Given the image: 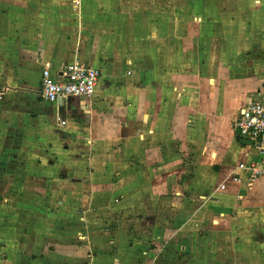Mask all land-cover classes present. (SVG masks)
Wrapping results in <instances>:
<instances>
[{"label": "crops", "instance_id": "crops-1", "mask_svg": "<svg viewBox=\"0 0 264 264\" xmlns=\"http://www.w3.org/2000/svg\"><path fill=\"white\" fill-rule=\"evenodd\" d=\"M154 9L144 0H0V125L9 132L0 138L11 149L0 151V195L11 192L0 212L12 217L0 264H243L264 250V178L248 185L238 170L246 157L232 123L221 136L222 106L200 100L197 111L185 99L187 78L217 76L205 50L217 37L209 41L201 21L169 20L168 5L167 18L152 20ZM75 61L101 70L94 95L43 100V70L57 77ZM188 108L195 125L212 119L207 155L231 156L202 175L217 199L177 174L190 140L205 157ZM41 234L52 243H15Z\"/></svg>", "mask_w": 264, "mask_h": 264}, {"label": "rangeland", "instance_id": "rangeland-1", "mask_svg": "<svg viewBox=\"0 0 264 264\" xmlns=\"http://www.w3.org/2000/svg\"><path fill=\"white\" fill-rule=\"evenodd\" d=\"M145 1H147L148 5L157 7V9H154L157 13L151 15L153 18L152 20L159 21L161 18L167 17H169V20L172 19L173 21H177L181 19V22L187 23L198 20L202 22V25H207L204 34L209 41H213L214 38L217 37L214 49L210 44L205 45V50L209 53L211 51L210 55H215L216 63L213 61L215 58H212L210 67H212V70L218 69L217 76L206 69L205 72L202 71L201 75L197 78H187L190 89L186 86L185 99L191 101V106H197V111L199 110L198 105L200 100L203 109L205 108V104L206 108H209L212 103L213 112L220 111L221 108L217 106L221 105V110L224 113L221 114L223 116V124H221L220 132L221 136L227 139V131L229 127H231V123L236 116L238 108L248 102L264 97V0H144V2ZM167 5L170 10L166 17V12H163L161 6L165 7ZM160 10L162 11L160 12ZM186 26H189V24H186ZM161 31L163 35H166L168 29H161ZM183 32L184 29L178 30L180 35H182ZM205 67L208 68L209 64L205 63ZM202 70L204 69L202 68ZM211 86H217L213 89L215 92L213 93L212 102H210L207 97V91ZM190 90L192 91L191 96ZM21 100L24 99L21 97ZM24 102L27 103L26 101ZM215 103L216 105H214ZM28 115V109H22L20 110V114H18L21 118ZM183 115L189 121L190 125L188 124L189 126L187 127L192 130L195 129V139L198 140V142L200 141L201 145L204 146L203 153L205 157L202 161L199 159V148L193 143V140L187 142L189 145L186 147L195 149L187 152V156L184 157L182 154V146L180 147V144L182 143L183 145V142H178L176 148H181L180 154H182L181 159L184 160V163H182L184 169L180 168L177 174L182 180H191L193 184L199 186V190L195 191L193 189L195 191H193L194 193L207 195L208 200L212 199V197L217 199L218 195H216L213 190H203L202 175L204 174L203 176H205L206 174V176H209V173L217 174L216 171H218L219 164L223 166V168L231 164V156L225 153L226 148L224 152L223 148L218 149L221 152L217 151V158H212L207 155L206 149L209 146V142L213 140L211 137L208 138L209 133L214 131L213 128L209 130V122L212 121V119L207 118L204 124L199 126L195 125V111L193 108L186 109V113ZM16 127L18 130L21 128L19 125H16ZM199 129H201L202 133ZM0 132L4 134L9 133L7 126L0 125ZM17 134L22 136L19 134V131ZM4 137L0 138V151L3 150L8 152L11 150L7 147L10 143L5 140ZM204 144L208 145L205 146ZM64 146L66 147L67 144ZM13 150L17 151L18 149ZM222 152L225 154H222ZM5 159L7 160L6 157ZM207 159L209 160L207 161ZM215 162H218V165H215ZM212 164H214V167ZM205 170L206 173H204ZM10 195L11 192H4L3 196L6 197ZM4 197L1 196L0 198ZM257 207L256 209L250 210V212L253 214L257 213ZM8 218L12 217H9L6 211L0 212V233L6 231V228L9 227L7 224L11 223V221H9ZM17 234L18 231L15 230L12 235L16 236ZM6 243L7 242L4 244ZM15 243L19 245H38L52 243V241L48 239L45 240L44 234H41L40 237L37 236L34 238L33 236L30 237V240L21 239L20 242ZM256 251L257 252H255L252 258H243L242 263L264 264V250L259 251V249H256ZM224 254L225 253H223V255ZM0 255L2 257L4 254L1 253ZM230 263L231 262L227 261L224 264Z\"/></svg>", "mask_w": 264, "mask_h": 264}, {"label": "built area", "instance_id": "built-area-1", "mask_svg": "<svg viewBox=\"0 0 264 264\" xmlns=\"http://www.w3.org/2000/svg\"><path fill=\"white\" fill-rule=\"evenodd\" d=\"M101 70L80 61L64 66L57 77L45 68L41 78V97L54 102L63 97L94 95ZM237 142L246 159L239 163L238 170L244 172L246 182L251 185L264 178V103L254 100L244 104L232 121ZM234 179L243 180L241 173Z\"/></svg>", "mask_w": 264, "mask_h": 264}]
</instances>
